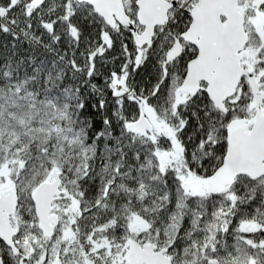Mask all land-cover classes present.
Returning <instances> with one entry per match:
<instances>
[{
	"label": "snow or ice",
	"instance_id": "6c2138e0",
	"mask_svg": "<svg viewBox=\"0 0 264 264\" xmlns=\"http://www.w3.org/2000/svg\"><path fill=\"white\" fill-rule=\"evenodd\" d=\"M0 264H264V0H2Z\"/></svg>",
	"mask_w": 264,
	"mask_h": 264
},
{
	"label": "trees",
	"instance_id": "16d2710c",
	"mask_svg": "<svg viewBox=\"0 0 264 264\" xmlns=\"http://www.w3.org/2000/svg\"><path fill=\"white\" fill-rule=\"evenodd\" d=\"M0 2H2V0H0ZM109 67H112V65L109 63Z\"/></svg>",
	"mask_w": 264,
	"mask_h": 264
}]
</instances>
